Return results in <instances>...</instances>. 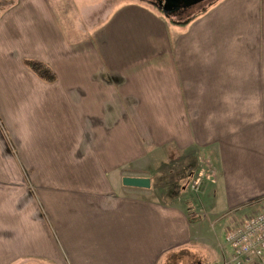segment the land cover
Masks as SVG:
<instances>
[{
  "label": "crops",
  "instance_id": "obj_1",
  "mask_svg": "<svg viewBox=\"0 0 264 264\" xmlns=\"http://www.w3.org/2000/svg\"><path fill=\"white\" fill-rule=\"evenodd\" d=\"M80 1L0 0V264H183L212 231L124 166L209 147L221 210L264 199V0H206L182 24Z\"/></svg>",
  "mask_w": 264,
  "mask_h": 264
},
{
  "label": "rangeland",
  "instance_id": "obj_2",
  "mask_svg": "<svg viewBox=\"0 0 264 264\" xmlns=\"http://www.w3.org/2000/svg\"><path fill=\"white\" fill-rule=\"evenodd\" d=\"M100 1L87 0V4L88 6H96L100 3L105 4L106 8H110V4L114 7L119 3L127 1L139 2L146 4L161 15L174 19L178 24L186 22L207 3L206 0H202L181 12H164L155 4V0H111V3ZM85 4L86 2L83 3L80 0H71V6H74L75 10L78 11ZM146 151L145 156L135 159L128 166H124V172L149 177L151 181L150 187H152L151 191L154 195L167 197L168 201L179 202L184 207H189L187 208L190 209L189 213L195 216L196 220L200 221V224L205 225L207 230L209 229V231L213 232L214 236H212V232L209 233L210 236L205 240L207 242L205 246L198 245L192 247L191 256L197 264H204L205 260L207 262L211 258L217 259L220 256L221 246H223L225 241L223 232L218 235L217 230L220 229L219 225L222 222L229 220V226L225 229L226 232L229 227L237 224L245 216L264 207V199H253L231 210L226 207H224L226 210H221L216 205L215 189L220 182V170L218 162L213 158L214 154L211 153L209 147L188 146L184 149L176 148L172 150V155L167 153L168 148L164 151L156 146H151ZM207 174H213L214 182L205 179V175ZM199 175H201V184L198 189H195L192 187V181ZM171 191L176 193L171 194ZM208 210L211 212H208ZM211 221L215 226L213 229L210 227ZM224 257L221 259V264H227V257ZM192 259L184 255L183 264H190Z\"/></svg>",
  "mask_w": 264,
  "mask_h": 264
},
{
  "label": "built area",
  "instance_id": "obj_3",
  "mask_svg": "<svg viewBox=\"0 0 264 264\" xmlns=\"http://www.w3.org/2000/svg\"><path fill=\"white\" fill-rule=\"evenodd\" d=\"M200 176L192 181L195 189L201 184ZM205 179L214 182L213 174ZM224 238L230 251L227 264H264V207L229 227Z\"/></svg>",
  "mask_w": 264,
  "mask_h": 264
},
{
  "label": "water",
  "instance_id": "obj_4",
  "mask_svg": "<svg viewBox=\"0 0 264 264\" xmlns=\"http://www.w3.org/2000/svg\"><path fill=\"white\" fill-rule=\"evenodd\" d=\"M164 1L165 3L163 10L166 12V8L170 6V3L175 2V0H164ZM198 1H202V0H189V2L186 5L194 4ZM121 181L123 185L130 187L149 188L151 186L150 178L147 176H123ZM211 264H218V263L214 262Z\"/></svg>",
  "mask_w": 264,
  "mask_h": 264
},
{
  "label": "trees",
  "instance_id": "obj_5",
  "mask_svg": "<svg viewBox=\"0 0 264 264\" xmlns=\"http://www.w3.org/2000/svg\"><path fill=\"white\" fill-rule=\"evenodd\" d=\"M25 64L41 80L46 82L55 81V73L46 63L35 59H28L25 61Z\"/></svg>",
  "mask_w": 264,
  "mask_h": 264
},
{
  "label": "flooded vegetation",
  "instance_id": "obj_6",
  "mask_svg": "<svg viewBox=\"0 0 264 264\" xmlns=\"http://www.w3.org/2000/svg\"><path fill=\"white\" fill-rule=\"evenodd\" d=\"M189 2V0H175V2L173 3H170V6H168L166 8V12H181V11H184L186 10L187 8L191 7L193 4H189V5H186L187 3ZM164 3L165 1L164 0H155V4L158 6V7H161V9L163 10V7H164ZM185 5V7H184Z\"/></svg>",
  "mask_w": 264,
  "mask_h": 264
}]
</instances>
